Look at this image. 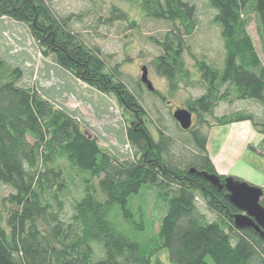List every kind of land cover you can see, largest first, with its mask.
I'll return each instance as SVG.
<instances>
[{
    "label": "trees",
    "instance_id": "obj_1",
    "mask_svg": "<svg viewBox=\"0 0 264 264\" xmlns=\"http://www.w3.org/2000/svg\"><path fill=\"white\" fill-rule=\"evenodd\" d=\"M208 3L221 29L224 58L217 67L193 56L200 74L196 84L204 92L186 105L195 117L186 131L189 152L176 151L161 131L158 141L150 137L140 121L146 111L118 66L108 69L100 48L88 47L74 33L71 24L78 15L57 16L47 0H0V18L25 23L44 58L115 96L135 118L127 130L134 157L119 160L77 118L45 99L18 65L0 55V184L11 189L0 208V264H164L158 256L162 251L173 264H209V258L214 264H264V240L253 230L235 228L227 211L238 210L226 191L189 173L192 168L215 173L202 128L210 126L208 119L220 102L264 105V63L248 34L254 15L264 54V0ZM140 7L147 17L172 25L157 41L162 54L156 65L176 91L190 78L183 54L186 38L198 27L197 8L186 0H140ZM111 12L108 21L126 17L117 9ZM233 121L258 125L246 113L236 114ZM261 126L257 131L264 141ZM143 186L157 190V202L164 205L156 234L150 233L152 223L140 215L136 219L129 206ZM199 196L219 213V221L200 213ZM143 209L142 204L138 213Z\"/></svg>",
    "mask_w": 264,
    "mask_h": 264
},
{
    "label": "rangeland",
    "instance_id": "obj_2",
    "mask_svg": "<svg viewBox=\"0 0 264 264\" xmlns=\"http://www.w3.org/2000/svg\"><path fill=\"white\" fill-rule=\"evenodd\" d=\"M47 1L51 4L57 16L78 15L79 18L75 17L76 19L71 24L74 33L88 47L97 46L100 48L108 69L118 66L124 83L139 99L140 104L146 111L140 117V121L145 124L150 137L158 141L159 131H161L173 141V148L176 151L180 149V151L191 152L190 134L181 130L173 118V113L177 109H187V103L204 92L202 86L196 84L197 81H200V74L197 71L193 56L205 59L217 67H222L224 58L221 29L213 21L215 11L210 7L208 0H186L197 8L198 27L191 37L186 38L187 49L183 54L185 65L190 70V78L188 81L179 84L176 91H172L170 83L158 72L156 65L157 57L162 54V48L157 44V41L164 39L171 30L172 25L169 22L147 17L140 7V0ZM114 9L126 14L124 20H115L114 22L107 20ZM251 19L248 34L264 63V54L255 16L251 15ZM23 24L28 28L25 23ZM11 36L13 37L7 39L9 43L16 34L14 33ZM12 48L13 53L18 54V56L22 52H17L14 47ZM47 60L54 63L51 59ZM143 67L147 68L148 78L155 88L154 92L148 90L141 81ZM102 94L112 100L113 106L104 109L97 99H92L95 100V106L98 104L99 108L95 110L97 112L95 114L96 120L94 121L92 115L89 114L88 116L85 115L80 122L87 132L98 138L101 147L119 160L133 158L134 150L129 143L127 130L135 121V118L123 110L115 96ZM81 97H84V95L81 94ZM59 108L62 107L59 106ZM238 113L253 115L258 124L257 129L262 130L263 128L261 126V124H264V105L262 103L235 99L232 102H220L215 109L214 117L208 119L210 126L205 124L202 128V131L208 135L206 150L215 167L214 174L219 175L217 165L223 172L227 171L237 156H241L245 149L248 155L253 153L252 157L255 160L256 169L254 168L255 170L251 172L246 169L245 164H239L234 169L235 174L220 175V177L222 179L223 177H233L249 184L253 182L251 185L254 186L256 183L264 185L263 135L250 122L235 123L233 120ZM255 137L260 138V141ZM219 139L221 141L223 139L221 145L217 144ZM223 146L229 149L228 155L225 156L223 163L218 158L214 161L212 155L210 156V152L223 154L221 153L225 151ZM252 147H255V151L251 150ZM176 158L180 159V156H176ZM219 158H221V155ZM252 173L254 178L251 182ZM172 187L176 186L173 185ZM146 188V186H143L141 193L133 196L129 206L135 213L136 219L142 216L146 222L152 223V232H149L156 234L159 230L161 217L164 215V205L161 201L157 202V190L145 191ZM10 193L11 189L9 187L0 184L1 209H3V200ZM144 202L146 206H144ZM142 204L144 213L141 215L138 212L141 210ZM197 205L200 213L205 215L208 221L220 220L219 213L212 211L203 197L199 196L197 198ZM116 212L118 215H123L119 207H116ZM227 212L232 216L237 214V211L228 210ZM158 256L164 264H173L166 252L162 251ZM208 263L214 264L210 258Z\"/></svg>",
    "mask_w": 264,
    "mask_h": 264
},
{
    "label": "crops",
    "instance_id": "obj_3",
    "mask_svg": "<svg viewBox=\"0 0 264 264\" xmlns=\"http://www.w3.org/2000/svg\"><path fill=\"white\" fill-rule=\"evenodd\" d=\"M14 33L16 36L11 43H9L7 39L13 37L11 35H14ZM12 47H14L17 52L22 51L19 53V56L13 53ZM0 55L17 64L27 77L32 78L45 99L58 107H62L79 121H81L85 115L88 116L89 114L92 115L94 121L96 120L95 114H97V112L95 110L99 108L98 104L95 106V100L92 99H97L98 103H101L104 109L113 106L112 100L104 96L101 92L81 82L71 72L44 58L30 30L23 23L8 17L0 18ZM81 94L84 95V97H81ZM255 138L257 139L258 137ZM258 140L260 141V138H258ZM222 141L219 139L218 143H216L220 144ZM223 149L225 150L221 152L223 154L213 153V151L210 152V156L212 155L214 161L218 158V160H221L223 163L229 151L226 147ZM251 150L255 151V147H252ZM243 151V153L241 152L242 154L240 153L241 156L238 155L235 159V161L237 160L236 162H231L233 167H229L227 171L223 172L217 165V173L219 175L235 174L234 169L239 164H245L247 166L246 169L253 172L256 169L255 160L252 157L253 153L248 155L245 149ZM219 154L221 158H219ZM251 177L252 182L254 178L253 173ZM251 184H253V182ZM255 186L263 187V184L256 183Z\"/></svg>",
    "mask_w": 264,
    "mask_h": 264
},
{
    "label": "water",
    "instance_id": "obj_4",
    "mask_svg": "<svg viewBox=\"0 0 264 264\" xmlns=\"http://www.w3.org/2000/svg\"><path fill=\"white\" fill-rule=\"evenodd\" d=\"M141 81L147 89L154 92L155 88L148 78L147 68H142ZM173 118L184 131L192 127L193 115L187 109H177ZM191 175H198L219 192L226 191L229 202L240 212L234 215V226L238 230H253L264 240V206L261 205L263 188L251 185L233 177L221 178L217 174L200 172L196 168L190 169Z\"/></svg>",
    "mask_w": 264,
    "mask_h": 264
},
{
    "label": "flooded vegetation",
    "instance_id": "obj_5",
    "mask_svg": "<svg viewBox=\"0 0 264 264\" xmlns=\"http://www.w3.org/2000/svg\"><path fill=\"white\" fill-rule=\"evenodd\" d=\"M193 115V114H192ZM194 121H195V117L193 115V123H192V126L194 125ZM237 213H240L239 211Z\"/></svg>",
    "mask_w": 264,
    "mask_h": 264
}]
</instances>
